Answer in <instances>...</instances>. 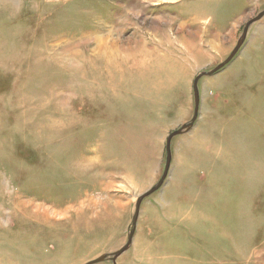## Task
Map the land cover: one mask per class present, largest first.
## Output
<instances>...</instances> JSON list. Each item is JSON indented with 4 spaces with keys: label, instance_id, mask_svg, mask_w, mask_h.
<instances>
[{
    "label": "rangeland",
    "instance_id": "374dc122",
    "mask_svg": "<svg viewBox=\"0 0 264 264\" xmlns=\"http://www.w3.org/2000/svg\"><path fill=\"white\" fill-rule=\"evenodd\" d=\"M264 0H0V264L127 245L195 80ZM198 82L129 249L97 264H264V17Z\"/></svg>",
    "mask_w": 264,
    "mask_h": 264
},
{
    "label": "water",
    "instance_id": "95a60500",
    "mask_svg": "<svg viewBox=\"0 0 264 264\" xmlns=\"http://www.w3.org/2000/svg\"><path fill=\"white\" fill-rule=\"evenodd\" d=\"M264 17V12L256 19L252 20L251 22H249L246 27H245V30L243 32V35L241 37V39L239 40L238 44L236 45V48L235 50L232 52V54L229 56V58L223 63L221 64L220 66H218L216 68V70L214 69L213 71L209 72V73H203L201 74L196 80H195V83H194V88H195V116L192 120L191 123H189V125L185 126L184 128L172 133L170 136H168V141H167V164H166V169H165V173L163 175V178L162 180L160 181V183L158 184L157 188H153L151 191H149L148 193H146L145 195H143L142 197H140L138 199L137 202V205H136V212H135V216L133 218V226L131 227L132 228V231H131V234H130V237H129V240H128V243L126 246H124L121 250H119L118 252H115V253H112L111 255H104V256H101L100 258L96 259L95 261H92L88 264H97V263H101V262H104L105 260H107L109 257L113 258V259H117L118 257L121 256L122 253L126 252L129 247L131 246L132 244V241H133V238H134V235H135V232H136V227H137V223H138V219H139V214H140V208H141V205H142V202L143 200H145L146 197L152 195L153 193H155L157 190H159V188L162 187L164 181L166 180L167 178V175H168V172H169V169H170V165L172 162V152H171V143H172V140L174 137L176 136H179V135H182L184 134L185 132H188L191 130L192 126L194 125V123L196 122L197 118H198V114H199V108H200V93H199V90H198V82L199 80L206 76V77H210V76H213L215 75L218 71H220L221 69H223L226 65H228L232 60L233 58L236 57V55L238 54V52L240 51V49L242 48V45H244V42L247 38V35H248V31H249V28H250V25L253 23V22H256V21H259L260 19H262Z\"/></svg>",
    "mask_w": 264,
    "mask_h": 264
}]
</instances>
